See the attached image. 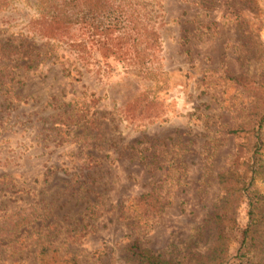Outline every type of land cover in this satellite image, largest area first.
<instances>
[{
    "label": "rangeland",
    "instance_id": "obj_1",
    "mask_svg": "<svg viewBox=\"0 0 264 264\" xmlns=\"http://www.w3.org/2000/svg\"><path fill=\"white\" fill-rule=\"evenodd\" d=\"M44 2L0 0V264H37L41 244L78 264H146L132 246L193 264L213 245L217 175L240 170L264 110V0H158L148 74L95 53L100 70L80 67L43 36ZM258 230L246 264L264 259Z\"/></svg>",
    "mask_w": 264,
    "mask_h": 264
},
{
    "label": "trees",
    "instance_id": "obj_2",
    "mask_svg": "<svg viewBox=\"0 0 264 264\" xmlns=\"http://www.w3.org/2000/svg\"><path fill=\"white\" fill-rule=\"evenodd\" d=\"M158 0H45L46 10L39 14L43 36L47 40L63 39L80 67L96 65L91 54L99 57L102 65L107 60L134 68L140 74L154 71L161 52L159 29L164 24ZM45 18V19H44ZM155 75V73L153 74ZM238 130H228L235 135ZM244 132V130L239 131ZM248 158L241 163L240 170L227 169L217 175L221 192L220 207L211 217L215 225L213 245L193 264H225L230 245L228 233H238L236 250L237 264H246L244 257L254 255L258 247V228L264 219V190L257 186L258 172L263 168L264 110L258 116L252 131ZM245 207V223L240 226L237 210ZM21 224L7 231L17 235ZM32 225V227H31ZM28 230L35 228L32 221L22 224ZM25 233V232H24ZM131 255L146 264H180L173 259H163L145 249L131 247ZM37 264H78L74 258L62 259L57 249L41 244L36 249ZM255 264H264V259Z\"/></svg>",
    "mask_w": 264,
    "mask_h": 264
}]
</instances>
